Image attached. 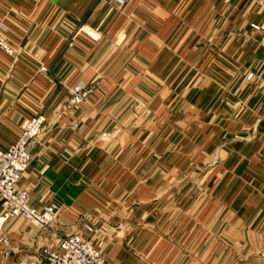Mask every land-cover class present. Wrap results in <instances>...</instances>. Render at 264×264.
Here are the masks:
<instances>
[{
	"label": "crops",
	"instance_id": "0c3cea01",
	"mask_svg": "<svg viewBox=\"0 0 264 264\" xmlns=\"http://www.w3.org/2000/svg\"><path fill=\"white\" fill-rule=\"evenodd\" d=\"M262 19L256 0H0V148L45 113L17 184L56 209L9 220L0 264L70 234L109 264H264Z\"/></svg>",
	"mask_w": 264,
	"mask_h": 264
},
{
	"label": "built area",
	"instance_id": "2783aa9c",
	"mask_svg": "<svg viewBox=\"0 0 264 264\" xmlns=\"http://www.w3.org/2000/svg\"><path fill=\"white\" fill-rule=\"evenodd\" d=\"M124 5L129 0H113ZM263 9V19L259 25H252L255 30L264 34V0H256ZM90 42H97L100 36L94 32L86 33ZM264 46V42H263ZM0 49L7 55H16L17 50L5 34V28L0 25ZM41 70H44L42 68ZM246 78L252 80L253 73H247ZM93 89L82 83L75 84L70 90V97L65 107L73 109L87 101ZM46 129V117L36 112L32 117L25 119L20 126L17 139L5 148H0V242L7 245L8 235L5 224L13 218H21L27 223L41 228L49 227L55 220L56 209L52 204L32 207L28 203V191L18 186V181L29 167L32 154L31 148L39 140ZM87 232L94 233L91 226L85 228ZM26 264H109L103 258L90 240L84 239L80 234H70L60 238L55 245L43 246L36 257Z\"/></svg>",
	"mask_w": 264,
	"mask_h": 264
},
{
	"label": "rangeland",
	"instance_id": "374dc122",
	"mask_svg": "<svg viewBox=\"0 0 264 264\" xmlns=\"http://www.w3.org/2000/svg\"><path fill=\"white\" fill-rule=\"evenodd\" d=\"M258 5H259V4H258ZM251 73H252V72H251ZM80 83H81V82H80ZM76 84H77V83H76ZM82 84H83V83H82ZM74 85H75V84H74ZM74 85H72L71 88H72ZM86 86H89V87H91V88L93 89L92 85H86ZM71 88H70V90H71ZM93 90H94V89H93ZM91 95H92V94H91ZM69 97H70V95H69ZM69 97H68V98H69ZM64 106H65V105H64ZM79 106H80V105H79ZM69 110H71V109H68L67 111H69ZM36 112H39V113L43 114V115L46 117V115H45L44 112H41V111H36ZM36 112H35V113H36ZM35 113H33V115H34ZM33 115H32V116H33ZM32 116H31V117H32ZM46 127H47V118H46ZM45 130H46V129H45ZM36 143H37V142H36ZM36 143H35V144H36ZM31 149H32V148H31ZM30 151H31V150H30ZM102 256H103V255H102ZM103 258H104V257H103ZM106 262H107V261H106ZM107 263H108V262H107Z\"/></svg>",
	"mask_w": 264,
	"mask_h": 264
}]
</instances>
